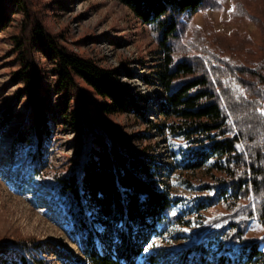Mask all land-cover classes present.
<instances>
[{
    "label": "trees",
    "instance_id": "16d2710c",
    "mask_svg": "<svg viewBox=\"0 0 264 264\" xmlns=\"http://www.w3.org/2000/svg\"><path fill=\"white\" fill-rule=\"evenodd\" d=\"M118 1L150 27L157 45L153 71L163 100L156 124L146 117L145 98L121 85L118 70L76 54L41 20H30L28 0H0V32L16 14L28 16L25 32L13 36L20 63L13 77L23 85L20 95L28 107L13 151L25 154L30 173L54 192L71 222L84 257L75 263L264 264V237L248 235L252 221L264 227V65L254 69L216 54L202 37L188 41L185 16L220 10L223 0ZM232 1L236 17L248 16L247 0ZM37 53L55 65L53 91L44 82ZM82 84L99 98L96 104ZM92 106L104 116H134L148 131L181 143L174 154L186 173L180 174L184 184L197 193L194 218L177 211L184 200L174 198L162 180L166 166L154 151L148 154L151 147L136 151L134 138L121 126L92 117ZM21 116L13 106L2 110L0 129ZM55 123L77 134L79 160L68 171L55 168L44 151ZM173 226L187 231L186 249H168L164 236ZM45 246L34 237L2 240L0 264H60L41 256Z\"/></svg>",
    "mask_w": 264,
    "mask_h": 264
},
{
    "label": "rangeland",
    "instance_id": "374dc122",
    "mask_svg": "<svg viewBox=\"0 0 264 264\" xmlns=\"http://www.w3.org/2000/svg\"><path fill=\"white\" fill-rule=\"evenodd\" d=\"M246 3L249 14L243 18L235 16L232 0H223L220 10L199 11L193 18L185 16L191 26L187 32L188 41L202 37L212 52L234 57L254 69L261 68L264 65V0H247ZM28 7L29 19L41 20L71 51L94 60L101 67L118 70L121 85L139 100L145 98L142 104L147 119L155 124L159 122L157 104L163 100V92L155 83L153 68L159 55L149 26L118 0H28ZM27 19L25 12H20L14 16L12 25L0 32V112L13 106L16 112L23 114L8 127L0 129V241L34 237L46 242L42 257L60 264H76V259L84 260V257L78 239L70 233L71 222L54 198V192L30 173V162L25 154L13 151L16 133L28 113L27 98L20 95L23 85L13 77L20 68L13 36L25 32ZM257 19L263 22L257 24ZM34 58L46 86L53 91L58 80L53 61L39 53ZM145 76L151 81L143 79ZM82 85L96 104L99 98L90 87ZM60 98L53 95L55 101ZM72 106L76 107L75 101ZM90 113L102 125L121 126L134 138L132 147L136 151L151 147L148 154L154 151L158 161L166 166L162 180H166L174 198L184 200L177 211L189 219L197 215L192 205L197 193L184 184L180 175L183 170L174 154L181 146L180 142L163 137L156 130L148 131V125L131 115L104 116L93 106ZM47 139L44 151L49 162L58 170H70L79 160L77 134L67 125L55 123ZM217 207L221 210L222 204ZM248 235L261 239L264 227L254 220ZM187 236L186 230L173 226L164 239L169 244L168 249L176 252L186 249Z\"/></svg>",
    "mask_w": 264,
    "mask_h": 264
}]
</instances>
